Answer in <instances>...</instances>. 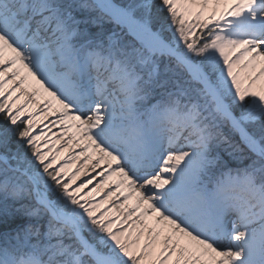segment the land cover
Here are the masks:
<instances>
[{"label":"snow or ice","instance_id":"1","mask_svg":"<svg viewBox=\"0 0 264 264\" xmlns=\"http://www.w3.org/2000/svg\"><path fill=\"white\" fill-rule=\"evenodd\" d=\"M0 264H264V0H0Z\"/></svg>","mask_w":264,"mask_h":264}]
</instances>
